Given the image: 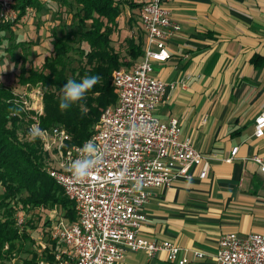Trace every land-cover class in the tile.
<instances>
[{
    "label": "crops",
    "instance_id": "1",
    "mask_svg": "<svg viewBox=\"0 0 264 264\" xmlns=\"http://www.w3.org/2000/svg\"><path fill=\"white\" fill-rule=\"evenodd\" d=\"M131 1L141 4L124 5L118 28L125 24L126 9L129 23L140 26V6L150 0ZM163 2L181 30L168 41L170 58L155 63L154 75L167 84L156 114L165 122L178 118L181 136L191 140L210 167L205 179L194 167L192 178L151 187L140 233L149 240H171L187 248L188 256L194 249L205 253L189 264H215L222 235L264 232V174L253 160L257 155L264 160V136L254 135L255 119L264 110V0ZM42 10L44 3L41 10H34V20L22 19L13 28L14 32L22 30L20 41L31 37L25 46L40 53L39 57L50 48L47 37L58 23L52 11ZM140 38L143 54L128 67L143 59V31ZM127 51L128 45L123 55L118 52L131 60ZM255 56L260 59L258 65L253 62ZM234 147H238L236 156L227 162ZM119 264L173 263L164 253L153 258L145 251H128Z\"/></svg>",
    "mask_w": 264,
    "mask_h": 264
},
{
    "label": "built area",
    "instance_id": "2",
    "mask_svg": "<svg viewBox=\"0 0 264 264\" xmlns=\"http://www.w3.org/2000/svg\"><path fill=\"white\" fill-rule=\"evenodd\" d=\"M32 12V7H27L22 19ZM20 13L17 0H0V22L14 24ZM139 19L146 35L143 59L113 71L117 101L102 110L92 134L81 144L72 143V136L60 125L41 127L44 91L40 85H25L26 92L14 95L20 111L12 115L25 124L20 137L28 139L33 125L42 130L37 139L49 157L46 171L73 202L77 216L73 222L63 218L52 224L48 237L39 241L40 264H50L45 254L54 241L60 248L51 251L53 264H119L128 251H145L153 258L164 253L173 264H189L205 257L203 251L194 249L188 256L187 248L171 240L154 241L140 234L143 206L151 197L149 189L168 186L177 178H192L194 167L205 179L210 163L190 139L181 136L178 118L165 122L156 114L167 84L154 75L155 63L170 58L168 41L180 32L181 24L163 0L142 3ZM142 125L149 130L129 135L130 128ZM254 135L264 136V110L255 119ZM89 140L99 150V162L89 175L78 179L69 165L88 158L81 150ZM237 151L234 147L226 161L232 162ZM253 160L264 174L262 157L257 155ZM23 216L17 211L20 229L25 223ZM214 259L215 264H264V232L222 235Z\"/></svg>",
    "mask_w": 264,
    "mask_h": 264
},
{
    "label": "trees",
    "instance_id": "3",
    "mask_svg": "<svg viewBox=\"0 0 264 264\" xmlns=\"http://www.w3.org/2000/svg\"><path fill=\"white\" fill-rule=\"evenodd\" d=\"M125 4L135 8L141 3L131 0H61L53 9L54 20L58 23L47 37L50 55L45 56L42 69L26 67L25 63L33 51L25 46L28 42L16 41L13 28L22 21L27 7L39 11L43 3L40 0H17V8L21 12L19 20L14 24L0 22V46L8 42L5 48L11 59L22 63L18 82L40 85L44 91L41 127L60 125L72 136V143L81 144L92 134L102 110L117 101V92L112 85L113 71L130 66L131 61L143 54L141 38L139 41L134 37L127 39V54L131 60L123 59L112 44ZM82 42L89 45L88 51L80 46ZM20 47L23 48V56L16 55ZM74 52L85 61L79 62L68 75ZM259 61V56L253 58L255 65ZM85 75H99L101 80L87 92L85 99L62 112L58 107L62 86L69 79L79 81ZM13 111L20 109L14 102L12 89L0 82V264L16 260V242L30 238L17 224V211L26 209L30 212L59 205L65 210L64 216L68 221L77 219L73 202L46 171L49 157L43 152L40 140L30 142L18 136L23 133V122L19 116L12 115ZM52 243V249L49 248L45 254L50 264L54 260L51 251L60 248L58 242ZM40 260V254L33 252L22 264H40Z\"/></svg>",
    "mask_w": 264,
    "mask_h": 264
},
{
    "label": "rangeland",
    "instance_id": "4",
    "mask_svg": "<svg viewBox=\"0 0 264 264\" xmlns=\"http://www.w3.org/2000/svg\"><path fill=\"white\" fill-rule=\"evenodd\" d=\"M42 1H44L43 2L44 11L46 10L49 12L50 11L53 12V9H56L57 5L61 3V0H42ZM140 1H143V0H140ZM36 13L37 12L33 10L32 15L29 16V18H27L24 21H27L28 23V19H30L31 17H32V20H34L36 18ZM129 17L130 16L126 9L123 15V20L125 21V24L124 22H122L121 23L122 27L118 28L113 35L112 44L117 47L118 51L122 55L126 52V49H127V40H126L127 38L131 36H134L135 39L142 37L141 27L138 26L137 23H135L134 25H131V23H129ZM19 31H22V30H17L15 32L16 41H20ZM23 31H26V30H23ZM39 33H41V31ZM4 34L7 36L10 35L9 33H4ZM29 38L31 37L27 35V39ZM8 45L9 43L7 42L4 45L0 46V82H2L4 85L12 89L13 99H15V96H14L15 93L23 94L24 92L27 91V89L25 88V84H21L18 82V76L20 73V68L22 66V63L21 62L16 63L11 59L9 52H7L5 48V46H8ZM30 46L31 45H29V47ZM80 46H82V48L85 49L86 51L89 50V45L86 42H82ZM42 53L43 54L39 57V56H36L35 51L32 52V56L29 57L28 61L25 63L26 67L28 68L34 67L36 69H42L44 58L46 55H50V51L48 48H45ZM16 55L23 56L22 48H19L16 51ZM74 55L75 56L73 58V61L70 63L69 70L67 72L68 75H70V70L72 68L77 67L79 65V62L85 61L84 57H82L79 53L74 52ZM22 128L24 132L25 130L24 123H23ZM18 136H21V134L19 133ZM51 159H52V155H51ZM25 195H26V192L23 193V196ZM72 206L75 210V207L73 204ZM20 212L24 215L23 220L25 223L23 225V230L28 233L30 238L28 240H18L16 242L17 248L15 251L16 260L14 261L7 260L4 262V264H22L23 260L25 258L31 257L33 252L39 253L40 248H41L39 241H44L48 237L47 235L52 227V224L60 219H63V218L66 219V217L64 216L65 210L59 205L51 206V208L34 209L30 212H27L25 209L24 211H20Z\"/></svg>",
    "mask_w": 264,
    "mask_h": 264
},
{
    "label": "clouds",
    "instance_id": "5",
    "mask_svg": "<svg viewBox=\"0 0 264 264\" xmlns=\"http://www.w3.org/2000/svg\"><path fill=\"white\" fill-rule=\"evenodd\" d=\"M101 80L99 75H85L79 81L69 79L61 88V96L59 99L58 107L63 111L69 110L73 105L79 103L83 99H85L87 92H89L95 85H97ZM149 128L146 125H142L139 127H132L129 129V135L135 136L139 134L141 131H148ZM42 130L37 126L33 125L29 129L28 139L30 142H35L37 138L41 136ZM86 153L88 158L86 159H78L72 162L69 165V170L73 173L74 176L79 178H84L85 176L90 174V170L95 167V165L99 162L98 148L94 145V143L89 140L87 141L81 150Z\"/></svg>",
    "mask_w": 264,
    "mask_h": 264
},
{
    "label": "bare ground",
    "instance_id": "6",
    "mask_svg": "<svg viewBox=\"0 0 264 264\" xmlns=\"http://www.w3.org/2000/svg\"><path fill=\"white\" fill-rule=\"evenodd\" d=\"M67 220V219H66ZM68 221V220H67ZM141 234V233H140Z\"/></svg>",
    "mask_w": 264,
    "mask_h": 264
}]
</instances>
